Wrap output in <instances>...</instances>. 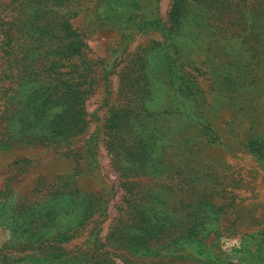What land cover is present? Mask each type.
Returning <instances> with one entry per match:
<instances>
[{
  "label": "rangeland",
  "instance_id": "rangeland-1",
  "mask_svg": "<svg viewBox=\"0 0 264 264\" xmlns=\"http://www.w3.org/2000/svg\"><path fill=\"white\" fill-rule=\"evenodd\" d=\"M264 264V0H0V264Z\"/></svg>",
  "mask_w": 264,
  "mask_h": 264
},
{
  "label": "crops",
  "instance_id": "crops-1",
  "mask_svg": "<svg viewBox=\"0 0 264 264\" xmlns=\"http://www.w3.org/2000/svg\"><path fill=\"white\" fill-rule=\"evenodd\" d=\"M16 264H26V263H24V262H19V263H16Z\"/></svg>",
  "mask_w": 264,
  "mask_h": 264
}]
</instances>
